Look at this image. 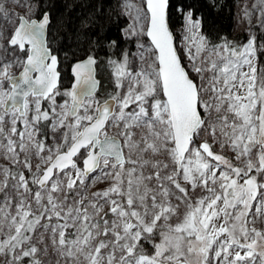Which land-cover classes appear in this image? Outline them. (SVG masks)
Masks as SVG:
<instances>
[{"label": "snow or ice", "instance_id": "obj_1", "mask_svg": "<svg viewBox=\"0 0 264 264\" xmlns=\"http://www.w3.org/2000/svg\"><path fill=\"white\" fill-rule=\"evenodd\" d=\"M7 2L0 264H264V0L228 9L240 39L190 0H116L82 21L66 88L43 0ZM101 47L120 57L107 96Z\"/></svg>", "mask_w": 264, "mask_h": 264}, {"label": "trees", "instance_id": "obj_2", "mask_svg": "<svg viewBox=\"0 0 264 264\" xmlns=\"http://www.w3.org/2000/svg\"><path fill=\"white\" fill-rule=\"evenodd\" d=\"M240 1L237 0V2ZM115 2L116 0H43L52 20L49 28L48 44L55 54H60L61 85L66 84L67 80H69L66 86L61 87L66 88L68 87L67 85L73 82L69 65L77 57L72 56V51H76L79 58L84 57V52L76 47L77 41L75 40L82 21L89 20L93 16L103 21L105 16L112 12L109 5ZM179 2H189V0H179ZM190 2L195 4L198 12L203 15V31L209 36H214L218 33L228 34L229 38L235 35L236 39H240L243 36V33H237L236 31L234 33L233 12L235 9L233 11L228 10L233 5L234 0H219V3L225 6L218 10L212 7L209 0H190ZM170 25L175 32L181 26L179 17L173 16L170 20ZM83 31L94 34L98 29L89 28ZM107 35L114 38L117 35L116 27L109 28ZM83 46L86 48L87 44H83ZM94 51L98 56L97 77L101 82L98 96H107L114 90L112 70L107 63L108 58L113 56V52L104 47ZM63 52H68L67 59L63 57ZM113 58H120L118 50Z\"/></svg>", "mask_w": 264, "mask_h": 264}, {"label": "rangeland", "instance_id": "obj_3", "mask_svg": "<svg viewBox=\"0 0 264 264\" xmlns=\"http://www.w3.org/2000/svg\"><path fill=\"white\" fill-rule=\"evenodd\" d=\"M247 2L249 3V5L251 4V0H247ZM239 3H244V0H241ZM6 7H7L9 10H15V11H17V12H22V11H23L22 9L16 8L13 4L7 2V0H6ZM0 24L3 25V27H4L5 31H6V34H7V30H8V28H9V25L7 24V22L4 21V20H0ZM236 32H237V33H242V31H236ZM175 34H176V37H177V41H179V39H180V34H181V26L177 28V30L175 31ZM133 51H134V49H133ZM13 71L16 72L15 69H14ZM17 73H18V72H16V74H17ZM68 82H69V80H67V83H68ZM73 82H74V80H73ZM73 82H71V84H72ZM67 83H66V84H67ZM66 84L64 83V84H62L61 86H66ZM71 84H70V85H71ZM70 85H67V86H70ZM62 88H65V87H62ZM113 89H114V87H113ZM114 90H115V89H114ZM114 90H113V91H114ZM113 91H112V92H113ZM97 96H98V94H97ZM214 150H215V149H214ZM224 154H225V155H228V156L231 155V154L228 153V152H225ZM98 186H99V187H104L103 184L98 185Z\"/></svg>", "mask_w": 264, "mask_h": 264}, {"label": "water", "instance_id": "obj_4", "mask_svg": "<svg viewBox=\"0 0 264 264\" xmlns=\"http://www.w3.org/2000/svg\"><path fill=\"white\" fill-rule=\"evenodd\" d=\"M170 27H171V25H170ZM49 28H50V25H49V27H48V31H47V34H46V35H47V40H48V35H49ZM171 29H172V28H171ZM172 30H173V29H172ZM173 32H174V31H173ZM174 35H176L175 32H174ZM176 38H177V37H176ZM48 45H49V44H48ZM53 53H54V52H53ZM54 54H55V53H54ZM17 74H18V73H17ZM95 75H96V79L99 80L98 77H97V65H96V72H95ZM61 81H62V72H61ZM99 81H100V80H99ZM100 86H101V82H100V85H99V89H100ZM98 92H99V90H98ZM98 92H97V94H98Z\"/></svg>", "mask_w": 264, "mask_h": 264}]
</instances>
